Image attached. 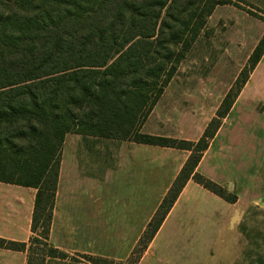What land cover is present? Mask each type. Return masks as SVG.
Masks as SVG:
<instances>
[{
  "label": "trees",
  "instance_id": "trees-1",
  "mask_svg": "<svg viewBox=\"0 0 264 264\" xmlns=\"http://www.w3.org/2000/svg\"><path fill=\"white\" fill-rule=\"evenodd\" d=\"M228 4L244 11L233 0H0V182L36 189L31 237L0 238L1 249L25 251L26 264L67 257L49 243L66 134L190 153L126 262L141 258L189 180L235 202L196 168L259 63L264 36L198 140L141 132L213 10Z\"/></svg>",
  "mask_w": 264,
  "mask_h": 264
},
{
  "label": "rangeland",
  "instance_id": "rangeland-1",
  "mask_svg": "<svg viewBox=\"0 0 264 264\" xmlns=\"http://www.w3.org/2000/svg\"><path fill=\"white\" fill-rule=\"evenodd\" d=\"M233 1L244 11L229 4L215 8L217 17L210 15L207 19L205 29L144 122L143 133H166L172 138L180 134L191 139L215 115L235 80L232 74L240 50L237 31L245 27L252 33V40L259 41L264 36V0ZM263 69L256 80L262 86L253 90V97L261 103H254L253 109L252 102L245 100L246 104L249 102L247 106L244 103L247 115L240 121L262 128L251 130L253 139L245 145L227 146L223 152L225 160H200L196 168L229 196H235V202H225L189 180L136 264H264ZM233 116L237 122L240 120L238 113ZM114 144L95 137L65 135L60 159L65 161L66 169L73 170L72 182H77V187L59 193V197L56 194L51 243L61 244V233L63 243H70V249H75L58 248L67 257L47 259L44 264H132L126 260L182 166L181 160H174L171 171L168 164L158 165L156 197L150 199L151 203L144 195V175L140 176L139 229L136 221L137 227L125 229L136 218H132V206L127 214H122L116 191L120 183L116 167L122 160H114ZM230 155L241 159L230 160Z\"/></svg>",
  "mask_w": 264,
  "mask_h": 264
},
{
  "label": "crops",
  "instance_id": "crops-1",
  "mask_svg": "<svg viewBox=\"0 0 264 264\" xmlns=\"http://www.w3.org/2000/svg\"><path fill=\"white\" fill-rule=\"evenodd\" d=\"M217 7H223V6H217ZM216 9L211 14V16L214 18L217 17L215 15L217 11ZM236 30L237 29L235 28V31ZM236 34H238V36L240 37V41L238 44V48H240V50L238 56L239 61H236V67L234 73L232 74L233 80L236 78L238 72L246 63L249 55L253 51L258 41V38L253 40L251 39L252 33L249 30H247L245 27L239 29ZM263 68H264V56L256 65L255 69L252 72L253 73L252 76L248 78L246 84L240 91L228 115L226 116V118L222 120L220 128L218 129L214 138L210 141L208 148L203 153L200 160H225L224 158L225 155L223 152L227 148V146L237 147L238 144L245 145V142H248L249 140L251 141V139H253L251 130L253 129L258 130L259 128L260 129L262 128L261 126L258 127L248 126L249 124H247V122L246 125H244L240 121H242L241 118L243 119V117L247 115L246 106L247 104H249V102H252L253 109H254V103H256L257 101H258L257 104L259 102L261 103L259 98L253 97L254 96L253 90H256L257 87L258 89L256 91H258L262 86V85L259 86L256 80L259 71L262 70ZM262 74L264 77V69ZM261 81L262 80L260 79V82ZM252 83L255 84L251 90L250 87ZM243 95H245V97L241 99ZM248 95L250 98L248 97ZM245 100L249 102H247L246 104ZM244 103L246 106L244 105ZM240 104H242L243 107H241ZM235 113H238V117H240V120H238L239 123L233 116L235 115ZM258 115H260V113H258ZM212 117H210L209 120L205 122L203 126L200 127V129H198L197 135L194 138L191 139L187 137L184 138L182 137V135L177 134L174 136L176 137L175 139L182 138V140H187V141L198 140ZM144 129H145V124L141 127V132ZM149 135H152V133H149ZM153 135L155 136L162 135L163 137L170 136V138H172L171 135L160 132H155L153 133ZM86 137H91V136H86ZM103 140H107L110 141L111 143H115L114 145H116V150H115L114 160H122L121 165H118L116 167V170L118 171L117 179L120 180V183L118 184L116 191L118 193L117 195L119 196V198H121V207L123 210L122 214L123 216L127 214L130 210V206H132V211L130 212H132V218L133 219L136 218L135 220H132L133 224L131 226L127 224L124 227L125 229H130L131 227L135 228L137 227L136 225L138 224L137 228L139 229L140 210L138 209V207L140 206V198H141L140 176L144 175V179H143L144 188H145L144 195L146 196L148 202L151 198L156 197L155 182H156L158 165L162 166L168 164V166L170 167L169 170L171 171L174 160H181L180 166H183L190 153L184 150L156 147V146L127 142V141H114L108 139H103ZM229 159L240 160L241 158L237 156L233 157L232 155H230ZM158 160L160 161L158 162ZM166 160H168V162H166ZM64 162H65L64 160H60V169H59L58 182H57L58 189H56V194L58 192V197H59V193L62 192V194H64L69 189L71 191H74V189H76L77 187V182L74 183L72 182L74 179L73 170L71 168L66 169ZM200 162L199 164H201ZM88 180L90 179L88 178ZM35 195H36V189L0 182V238L1 239L13 241V242H19V243L28 242L29 238L32 235L31 220H32V213L34 208ZM151 202L152 201L150 200L149 203ZM123 221H125L124 218ZM135 221L137 223L136 225H135ZM54 222L55 219L53 220V213H52V222L49 233V243L56 249L58 248L62 250L75 249V248L70 249L71 248L70 243H63V241L61 240V233H59V239H60L59 241L61 244L57 243L58 245L55 246L51 243V239H52L51 234L53 231L55 233V226L53 228ZM138 236H140V232ZM140 237H138V240ZM147 248L145 249V251L147 250ZM129 250H131V247L129 248ZM25 256H26L25 251L18 252V251H11L0 248V264H21V262L22 264H24ZM25 264H26V260H25Z\"/></svg>",
  "mask_w": 264,
  "mask_h": 264
}]
</instances>
